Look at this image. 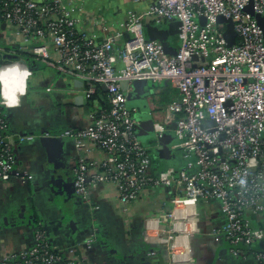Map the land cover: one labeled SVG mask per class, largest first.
<instances>
[{
  "label": "built area",
  "instance_id": "2783aa9c",
  "mask_svg": "<svg viewBox=\"0 0 264 264\" xmlns=\"http://www.w3.org/2000/svg\"><path fill=\"white\" fill-rule=\"evenodd\" d=\"M249 4L254 14L264 17V0H153L142 12L128 11L117 30L99 21L107 36L96 42L77 28L67 9L71 2L0 0V25L7 37L0 56L31 55L80 81L86 101L97 87L105 88L107 109L95 102L87 125L62 134L78 152L86 151L90 142L105 154L99 162L78 159L75 193L84 198L89 187L110 182L120 201L129 203L152 188H171L169 227L156 240L171 256L178 237L195 228L193 207L199 200H211L218 203L224 219L212 234L226 241L233 257L251 251L255 264H264V248L252 250L264 235L247 217L262 212L264 201V43L255 20L244 12ZM218 17L233 23L232 46L224 38L225 24L216 23ZM171 22L180 23L179 45L167 43L174 55L166 54L162 43L147 40L144 32L145 24L160 29ZM20 75L0 66L2 182L31 178L16 169L14 149L32 137L13 138L7 122L8 110L18 108L26 95L27 76ZM137 81H166L178 93L166 106L155 135L161 138L166 127L174 125L172 149L184 162L179 170H150L148 148L134 134V111L126 107L127 94ZM14 98L19 105L9 107ZM189 221L191 231L186 230ZM72 252L53 249L37 228L31 248L8 255L0 264H88Z\"/></svg>",
  "mask_w": 264,
  "mask_h": 264
},
{
  "label": "crops",
  "instance_id": "0c3cea01",
  "mask_svg": "<svg viewBox=\"0 0 264 264\" xmlns=\"http://www.w3.org/2000/svg\"><path fill=\"white\" fill-rule=\"evenodd\" d=\"M66 1L71 2L67 9L77 21V28L96 42L107 36L100 31L99 21L110 31L117 30L128 11L142 12L153 2ZM6 38L0 25V47L7 46ZM14 64L23 67L27 76L42 71L44 92L41 91L40 117L34 126L23 119L22 99L26 95L18 108L7 112L13 138L32 137L16 143L14 149L16 169L25 171L31 178L0 181V260L31 248L34 232L40 228L53 249H73L71 256L82 255L88 264H255L251 251L243 257H233L226 241L212 234L224 222L215 201L196 203L193 207L195 228L178 237L176 253L171 256L156 242L162 229L169 227L166 214L170 210L171 188H152L129 203L120 201L115 185L110 182L89 187L84 198L77 195L72 181L78 159L99 162L105 157L90 142H86V151L78 152L73 141L62 136L89 122L90 108L86 106L83 85L46 64L27 63L18 56L16 59L0 56L2 68L14 70ZM15 70L22 74L20 69ZM144 84V96L135 93L133 88L126 97V107L134 111L138 122L135 137L148 148L153 173L169 168L179 170L184 162L181 153L172 149L175 141L172 124L166 127L161 138L155 135V128L163 122L167 103L177 94L168 96L162 82ZM247 217L251 227L264 235V201L262 212L248 213ZM192 226L193 222L189 221L186 230L191 231ZM259 248H264V241L252 246V250Z\"/></svg>",
  "mask_w": 264,
  "mask_h": 264
},
{
  "label": "water",
  "instance_id": "95a60500",
  "mask_svg": "<svg viewBox=\"0 0 264 264\" xmlns=\"http://www.w3.org/2000/svg\"><path fill=\"white\" fill-rule=\"evenodd\" d=\"M244 12L249 14L255 20L257 26L260 28V30L262 32V38H263V43H264V17L254 14L252 11L251 4H249L244 9ZM200 22L203 25L204 19L200 18ZM216 23L217 24H225L226 28H225V31L223 33L224 38L227 42V45L232 46L234 44V41H235V33L233 31V23L231 22V20L224 19L223 17H218L216 20ZM179 26H180L179 22H171L165 28H160V29L152 27L150 25H146L144 27V32H145V36H146L147 40L158 41V42L162 43L163 48H164V52L166 54L174 55L176 51L172 47L168 46L167 41H168L169 37L176 36L178 34V27ZM5 57L9 58V59H16L17 58V56H12V55H5ZM21 63H24V62H21ZM78 83L80 84V82H78ZM144 83L145 82L137 81L133 84L135 93H138L139 95L144 96V94H145L144 93L145 92V90H144L145 84ZM101 88L103 91L105 90L104 86H101ZM171 128L174 129V125H172Z\"/></svg>",
  "mask_w": 264,
  "mask_h": 264
},
{
  "label": "rangeland",
  "instance_id": "374dc122",
  "mask_svg": "<svg viewBox=\"0 0 264 264\" xmlns=\"http://www.w3.org/2000/svg\"><path fill=\"white\" fill-rule=\"evenodd\" d=\"M167 43H170L172 45L176 44L175 46L179 45V42H178L176 36L169 37ZM11 63H14V62H11ZM13 66L15 69H20L22 74L24 73L27 76V73H25V71H24L25 69L23 67L17 66L16 64H14ZM41 72L42 71H34L31 73V75L27 76V94L22 99L23 114L25 116V117H23V119L28 120L31 123V125H33V126L35 123H37V120L40 117L38 110L41 108L42 103H43V99L41 97V91L44 92V90L41 89ZM160 82L163 83V85H164L163 88L167 89V95L168 96L173 95V92H176V94H177L176 97H178L177 91L174 88H172L168 82H166V81H160ZM151 85H152V83L147 84V86H151ZM170 102H168L167 105Z\"/></svg>",
  "mask_w": 264,
  "mask_h": 264
},
{
  "label": "trees",
  "instance_id": "16d2710c",
  "mask_svg": "<svg viewBox=\"0 0 264 264\" xmlns=\"http://www.w3.org/2000/svg\"><path fill=\"white\" fill-rule=\"evenodd\" d=\"M173 45L175 46L176 44H173ZM20 57L24 59L27 63H40L36 61L31 55H28V54H20ZM176 98L177 97H175L173 100H175ZM95 102L102 105V107L104 106L106 109L108 107L106 100H105V93L100 87H97L95 95L91 96V98L86 101V106L92 109L95 107L94 106Z\"/></svg>",
  "mask_w": 264,
  "mask_h": 264
},
{
  "label": "clouds",
  "instance_id": "9594fccd",
  "mask_svg": "<svg viewBox=\"0 0 264 264\" xmlns=\"http://www.w3.org/2000/svg\"><path fill=\"white\" fill-rule=\"evenodd\" d=\"M19 105V99H12L10 102H8V106L9 107H15V106H18Z\"/></svg>",
  "mask_w": 264,
  "mask_h": 264
}]
</instances>
